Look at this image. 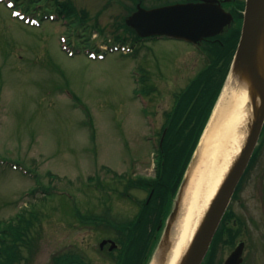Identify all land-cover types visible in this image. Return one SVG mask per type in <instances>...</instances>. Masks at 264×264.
Here are the masks:
<instances>
[{
    "label": "rangeland",
    "instance_id": "rangeland-1",
    "mask_svg": "<svg viewBox=\"0 0 264 264\" xmlns=\"http://www.w3.org/2000/svg\"><path fill=\"white\" fill-rule=\"evenodd\" d=\"M70 1L78 11L89 13L86 34L95 48L106 50L110 44H120L112 31L115 21L125 17L126 7L133 5L131 1ZM46 7L56 10L57 5ZM46 7L42 13L23 11V20L0 1V160H8L0 163V221L15 219L19 213L33 212L38 217L35 252L24 249L26 257L17 264H52L53 256L67 251L81 253L90 264H114L108 248L100 249V242L114 238L115 231L83 221L77 211L111 222L127 220L138 212L148 190L133 187L126 191L122 176H156L154 151L176 93L186 88L209 59L196 46L173 38L137 43L132 52L73 56L60 42L66 24L44 17ZM94 23L102 31L94 30ZM129 37L126 47L133 41ZM142 74L150 87L144 99L135 93ZM9 160L38 177L12 168ZM252 169L253 176L243 183L230 207L245 221L240 238L263 240L264 145ZM190 173L173 227L187 217L195 191L206 194L209 190L199 186L200 177L193 181L194 172ZM39 178L58 189L57 193L47 197L40 189L33 190ZM190 224H195V216ZM261 246L264 249V242ZM228 252L224 250V255ZM255 262L264 263V257L253 253Z\"/></svg>",
    "mask_w": 264,
    "mask_h": 264
},
{
    "label": "trees",
    "instance_id": "trees-1",
    "mask_svg": "<svg viewBox=\"0 0 264 264\" xmlns=\"http://www.w3.org/2000/svg\"><path fill=\"white\" fill-rule=\"evenodd\" d=\"M26 11L41 8L40 4L51 0H13ZM59 13L69 17L70 23L77 29L74 34L78 42L87 41L86 35L77 34L79 28L88 26L87 12H78L70 0H54ZM42 5V4H41ZM83 14V15H80ZM125 31H131L123 20L120 26ZM93 24V28H97ZM80 31V29H79ZM116 35L119 40L125 39L124 34ZM238 33L222 39L223 43H215L206 47L210 57L205 65L193 77L186 88L176 93L174 107L167 113V121L159 132L158 144L155 148L156 176L126 179L125 190L140 187L148 190L147 197L141 201L138 212L131 218L111 222L104 216L89 217L77 211L83 221H93L97 227L101 225L105 230L113 229L115 239L121 244L120 254L116 264H147L161 235L158 229L160 221L165 222L172 210L174 199L183 180L188 164L199 143L201 135L210 118L215 103L221 93L232 62L233 54L238 42ZM137 37V35H136ZM149 91L146 90V92ZM92 123V120L90 121ZM166 130L164 140L162 135ZM95 138V134L93 135ZM231 214L228 213L229 217ZM35 214L20 213L16 219L0 222V264H16L26 256L24 249L35 252L33 246L37 238ZM107 220L110 223H107ZM101 223H100V222ZM53 264H90L82 254L69 251L53 257Z\"/></svg>",
    "mask_w": 264,
    "mask_h": 264
},
{
    "label": "water",
    "instance_id": "water-1",
    "mask_svg": "<svg viewBox=\"0 0 264 264\" xmlns=\"http://www.w3.org/2000/svg\"><path fill=\"white\" fill-rule=\"evenodd\" d=\"M232 19V15L224 11L219 4L213 1H205L174 4L154 9L139 8L127 18V24L143 36L169 34L196 42L204 37L221 33L224 27L231 23ZM261 63L264 64V0H248L243 31L226 85L230 80L232 83L237 72H248L261 87L262 103L259 115L231 171L212 200L181 264H201L236 185L258 142L264 123V75ZM195 157L196 154L181 184L175 207L159 244L161 260L165 258L171 244L172 225L178 216L180 201L191 174L190 166ZM106 242L107 240H103L101 245L104 246ZM115 247L116 243L112 242L111 249ZM241 252L242 249L239 246L228 258L226 264H239Z\"/></svg>",
    "mask_w": 264,
    "mask_h": 264
},
{
    "label": "bare ground",
    "instance_id": "bare-ground-1",
    "mask_svg": "<svg viewBox=\"0 0 264 264\" xmlns=\"http://www.w3.org/2000/svg\"><path fill=\"white\" fill-rule=\"evenodd\" d=\"M261 68L264 75L262 63ZM230 81L222 92L190 166V172H194L193 181L200 177L199 186L209 190L206 194L195 191L187 217L184 220L182 217L174 227L171 247L162 264L182 263L200 223L259 115L262 103L259 83L244 71L237 72L232 83ZM194 216L195 224L192 225L190 222ZM150 264H159L158 258L155 257Z\"/></svg>",
    "mask_w": 264,
    "mask_h": 264
},
{
    "label": "flooded vegetation",
    "instance_id": "flooded-vegetation-1",
    "mask_svg": "<svg viewBox=\"0 0 264 264\" xmlns=\"http://www.w3.org/2000/svg\"><path fill=\"white\" fill-rule=\"evenodd\" d=\"M128 1H131L134 3V7H135V9H133L134 11L138 8V5H142L146 8H157L160 6L173 4V3H183V2H189V1H202V0H128ZM214 1L220 4L224 10L231 12L234 16V21L231 24V26L228 27V30L226 31V35H231V33H236L237 31L241 32V26L243 22L244 13L246 10L247 0H214ZM215 39L219 40V38H207L205 40L213 41ZM259 157H260V152L256 154L255 159L252 162V165L250 166L251 169L247 172L246 177L242 179L241 188L243 186V183L246 180H250L251 177L253 176V174H251L253 171L252 168H255L256 162L258 161ZM240 225H244L243 220L240 218H231V221L226 219L222 223V226L220 227L215 237V242H214L215 249L213 252V257L206 259L204 264H210V263L224 264L225 263V260L230 254V252L232 251V249H234L238 245V243L243 241L241 239L239 240L238 237L236 238L237 233H239L240 235L242 234V229H239ZM254 226L257 228L256 225ZM234 238L236 240L238 239L237 240L238 242L232 245ZM263 242H264V239L262 240L259 237H256V238L251 237V239H246L245 249H244V254H243V261L241 264H253L252 263L253 253H258L262 255V257H264V249H262V246H261V243ZM251 246H254V248L252 249V251L249 252V250L247 249H249ZM227 249L229 250V252L227 255H224V250H227ZM254 264H256V262Z\"/></svg>",
    "mask_w": 264,
    "mask_h": 264
}]
</instances>
